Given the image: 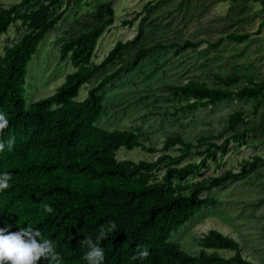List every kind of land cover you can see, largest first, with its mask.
Here are the masks:
<instances>
[{
	"label": "trees",
	"instance_id": "trees-1",
	"mask_svg": "<svg viewBox=\"0 0 264 264\" xmlns=\"http://www.w3.org/2000/svg\"><path fill=\"white\" fill-rule=\"evenodd\" d=\"M83 0H19L6 5L0 0V41L11 28L20 36L0 54V112L9 126L0 140L15 138L11 150L0 153V174L9 173L10 187L0 192V228L19 231L29 225L54 242L63 264H88V251L81 241H95L102 226L116 228L100 242L103 264H258L247 256L240 240L219 228L199 239V251L187 250L172 241V235L221 200L204 196L239 180L264 183V77L233 69L225 74L209 70L208 80L189 79L162 86L172 97L173 117L217 103L237 100L250 108L229 112L217 133L193 137L168 135L158 147L142 130L102 128L107 97L102 92L120 77L132 62L150 51L185 50L204 43L218 47L226 40H247L249 32H228L245 22L247 15L262 16V0H231L229 26L216 42L209 40L165 44L146 34L139 40H118L102 60L98 51L104 33L119 27L132 28L145 20L152 8L166 0H148L133 18H120L114 0H105L80 14L59 46V62H70L57 91L31 105L26 103L29 65L39 46ZM257 10V11H256ZM82 20L92 21L77 29ZM253 20L250 18L248 21ZM152 33V30H149ZM98 78L96 83H93ZM87 96L79 100L82 88ZM250 145V156L235 165L225 156L232 146ZM139 149L158 154L139 161L119 160L118 151ZM54 209L48 214L43 206ZM138 247L150 252L145 259H132ZM38 264H50L42 258Z\"/></svg>",
	"mask_w": 264,
	"mask_h": 264
},
{
	"label": "rangeland",
	"instance_id": "rangeland-1",
	"mask_svg": "<svg viewBox=\"0 0 264 264\" xmlns=\"http://www.w3.org/2000/svg\"><path fill=\"white\" fill-rule=\"evenodd\" d=\"M9 5L19 0H1ZM105 0H83L72 7L60 26L57 27L39 46L37 54L29 65L26 83V103L31 105L40 99L53 95L72 70L70 62H59V46L68 30V23H75L80 14L92 11ZM148 0H114V7L120 18H133L137 10ZM158 1V0H156ZM231 0H166L152 8L147 18L139 19L132 28L119 27L104 33L98 51L102 60L118 40H139L148 35L150 44L161 41L165 44L187 39L216 42L224 35L229 22ZM257 11V10H256ZM254 12L247 15L245 22L235 25L228 32H249L247 40L236 42L226 40L218 47L204 43L197 48L179 50L170 48L163 51H150L146 56L131 63L129 68L102 92L107 97L106 114L98 125L102 128L142 130L150 133L158 147H162L168 135L182 133L193 137L202 132H219L225 125L230 111L235 108H250L245 101L228 100L208 108L176 117L171 111L172 97L163 91L162 86L170 82L189 79L208 80L209 70L225 74L237 69L264 77V26L262 16L253 18ZM250 18L253 20L248 21ZM76 24V23H75ZM90 20H82L77 29L92 25ZM152 30V33L149 30ZM18 28L0 41V54L4 47L12 44L19 36ZM95 78L93 83H96ZM90 85L82 88L79 100L87 96ZM225 157L230 165H235L241 156H250L255 148L250 145L231 147ZM139 149L132 151L122 148L118 151L119 160L139 161L143 158H156ZM204 196L221 200L216 209L206 210L186 226L172 235V241L182 244L187 250L199 251V239L210 229L219 228L240 240L245 253L258 264H264V183L235 181L216 188Z\"/></svg>",
	"mask_w": 264,
	"mask_h": 264
},
{
	"label": "clouds",
	"instance_id": "clouds-1",
	"mask_svg": "<svg viewBox=\"0 0 264 264\" xmlns=\"http://www.w3.org/2000/svg\"><path fill=\"white\" fill-rule=\"evenodd\" d=\"M8 126L9 120L6 114L0 112V133H3ZM14 144V137L9 138L6 142L0 140V153L4 152L6 148L11 150ZM11 179V175L7 172L0 174V192L10 187ZM43 211L51 214L54 209L45 204ZM115 228V222H110L100 228L95 241L86 237L80 242L88 249L83 257L88 264H103L105 253L100 247V242L106 239L107 234ZM149 255L147 247H138L137 254L132 259H145ZM42 258L48 259L50 264H63L62 257L56 252L54 242L44 238L41 231L34 230L31 225L15 232L10 231L9 226L0 228V264H38Z\"/></svg>",
	"mask_w": 264,
	"mask_h": 264
},
{
	"label": "water",
	"instance_id": "water-1",
	"mask_svg": "<svg viewBox=\"0 0 264 264\" xmlns=\"http://www.w3.org/2000/svg\"><path fill=\"white\" fill-rule=\"evenodd\" d=\"M264 2V0H262Z\"/></svg>",
	"mask_w": 264,
	"mask_h": 264
}]
</instances>
